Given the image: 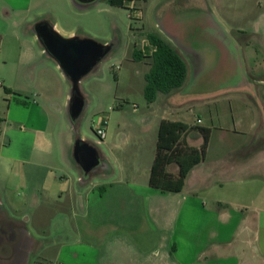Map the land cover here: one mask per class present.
I'll return each instance as SVG.
<instances>
[{
    "label": "crops",
    "instance_id": "crops-1",
    "mask_svg": "<svg viewBox=\"0 0 264 264\" xmlns=\"http://www.w3.org/2000/svg\"><path fill=\"white\" fill-rule=\"evenodd\" d=\"M141 2L148 8L140 7ZM152 2L136 0L138 10L133 15L130 13V18L147 22V10H152L154 5L157 21L147 32L143 31L146 24L141 28V44H136L130 52L125 51L124 56L135 65H144L146 85L150 56L155 50L148 34L157 33L184 58L188 69L186 80L176 91L159 93L153 103L147 102L144 85L145 115L140 119L143 134L127 132L125 121L129 119L123 115V105L115 106V101L109 102L108 108L113 111L110 112L107 134L105 140L96 143L71 132L74 125L69 113L71 81L59 62L47 52L38 31L41 24H49L63 37H91L108 44L118 36L116 9L122 6L113 5L109 0L89 3L78 0H0V69H12L31 80L29 86L20 90L31 96L30 101H17V105L25 110H16L15 149L7 150L6 143L0 138V264H29L31 253L38 251V247L44 248L32 233L54 220L76 222L74 227L80 240L84 232L87 233L86 227L89 228L85 224L87 221L102 222L105 217L115 221L117 214H122L124 229H114L107 236L113 234L114 241L125 243L118 250L133 248L146 259V264H181L180 256L183 253L188 256L191 251L187 252L183 236L191 237L190 248L192 237L196 236L191 222L199 204L198 193L214 184L215 181L211 180L216 168L206 167L208 147L205 160L189 173L181 192L155 190L150 185V176L161 121L164 118L184 121L210 128L211 133L215 129L223 133L233 131L238 138L260 140L264 137V129L259 127L264 120V104L255 100L260 93L253 80L249 84L244 80L232 85L228 83L237 77L230 64L236 60L235 52L241 47L237 38L231 36L232 31H247L227 26L223 15H218L226 12L228 0ZM259 27L254 34L258 33ZM5 37L18 40L11 67L6 52L3 53ZM135 50H140L144 58L136 60ZM212 82L215 87L201 94L204 96L193 92L194 87L200 91L203 86L213 85ZM214 88L218 91H213ZM230 88L241 91L246 97L239 100L238 113L234 116L224 105L222 108L211 107L219 96L226 99L232 91ZM218 92L222 93L216 95ZM139 106L133 104L135 112ZM112 113L117 120L121 119L116 136L109 131ZM205 113L211 115V123H205ZM230 117L235 121L234 125H230ZM199 119L201 123L197 124ZM3 120L0 116V126ZM201 138L200 133L193 132L187 136V141L198 147ZM77 139L88 141L97 148L100 162L89 172H85L74 158L73 144ZM100 143L107 149H102ZM255 151L258 150L230 149L223 157L246 154V158ZM169 171L177 173L178 166H169ZM156 201L160 202V207L156 208ZM132 207L138 213L136 218L128 214ZM39 219L46 223L38 227ZM136 221L140 222L144 233L142 243L133 239L131 230L135 229ZM243 231L241 237L246 240L242 243L237 244V237L215 247L212 253L223 257L232 249L231 252L240 258L237 264H264V257L256 245L258 239L254 237L256 230L245 228ZM112 242L110 240L109 244Z\"/></svg>",
    "mask_w": 264,
    "mask_h": 264
},
{
    "label": "rangeland",
    "instance_id": "rangeland-1",
    "mask_svg": "<svg viewBox=\"0 0 264 264\" xmlns=\"http://www.w3.org/2000/svg\"><path fill=\"white\" fill-rule=\"evenodd\" d=\"M139 6L148 8L143 2ZM116 12L119 23L118 36L111 40L112 50L93 69L95 71L92 70L79 82L85 106L78 124L73 125L71 131L75 135L79 134L96 143L105 140L96 133V123L102 116H106L109 122L110 112L113 109L110 111L108 104L112 101H115V106L123 105V115L129 119L128 122L125 121L126 131L131 134H143V123L140 119L145 115L144 107L146 106L143 95L145 67L131 63L124 54L128 50L130 52L136 44H141L143 39L141 28H144L145 24L146 29H143L145 32L155 26L156 12L154 5L152 10L150 8L147 10L149 15L147 22L143 19H131L130 11L122 7L117 8ZM218 15H223L224 19L227 20V26L247 30L240 33L232 31L231 36L237 38L235 39L239 41L237 42L238 46L241 47L235 52L236 60L230 64L231 71H235L237 77L228 83L232 85V83H239L244 80L249 84L253 80L260 93L259 98L256 96L255 100L264 104V0H228L226 12ZM219 17L223 19L222 16ZM258 25L260 26L259 31L254 34ZM5 38L6 40L2 44L3 53L6 52L8 64L11 67L14 64L18 40L14 37ZM244 44L248 49L247 53ZM30 84V78L19 76L12 69H0V116L4 119L0 126V138L3 143H6L7 150L13 151L16 147L17 130L14 121L17 117L16 110L19 108L25 110L17 105V101L18 99L30 101L29 97L31 96L20 92L21 89H24L23 87ZM5 87L10 88L11 91H5ZM212 87H215L214 83L203 86L200 91L194 87L193 92L200 93L197 94L198 96H204L201 94H206V90H211ZM215 89L218 88H214L213 91H218ZM229 90L232 91L228 93L229 96L226 99L219 96L211 107L222 108L224 105L234 116L238 113L239 100H244L246 97L235 88ZM219 93L222 92L215 94ZM134 103L140 105L136 112L133 107ZM115 109H120V107ZM203 118L205 123H211L209 113L208 115L203 114ZM118 121L121 122V119L117 120L112 113L109 127L112 136H116L117 132L120 131ZM234 122L230 117V125H234ZM200 123L198 121L197 124ZM259 127L264 129V120L261 124L259 123ZM26 144L29 146L27 141ZM98 145L102 149H107L104 144ZM238 148H242V150L246 148L256 149L258 151L246 158V154L244 156L235 155L231 158L223 157L228 154L230 149ZM206 167L216 168L212 173L211 180L215 182L210 188L203 189L198 193L199 204L194 212L193 222H191L196 236L192 237L191 248L189 245L191 237L183 236L187 252L189 249L192 252L190 251L188 256L183 253L180 256V263L186 264L196 261L194 264H237L240 258L231 252L232 249L223 257H216L212 250L231 240H236L237 237L239 239L237 244L242 243L243 240H246V238L241 237L245 228L256 230L254 236L258 239L256 245L264 257V137L260 140L238 138L233 131L223 133L215 129L210 136ZM153 195L154 193L151 197ZM155 206L156 208L160 207V202L156 201ZM128 214L136 218L138 213L135 207H132ZM39 215L40 213H38V218ZM118 217L119 220H117ZM121 219L122 214H117L115 221L107 220L106 217L102 222L87 221L85 224L89 228L86 227L87 233L84 232V236L80 240L74 227L76 222L54 220L45 226L46 222L39 219L37 226L39 227L40 224L44 226L32 234L34 238L40 240L38 244L43 243L44 248L39 249L38 247V251L31 253L29 264H146V259L139 252L131 247L126 250H118L120 247H124L125 243L122 245L120 241H114L113 234L107 236L114 229H124ZM243 219L245 221H242ZM150 225L152 228L151 221ZM131 231L133 239L142 243L144 233L139 221L135 222V229ZM110 240L113 241L112 245L109 244ZM135 247H137L136 244Z\"/></svg>",
    "mask_w": 264,
    "mask_h": 264
},
{
    "label": "trees",
    "instance_id": "trees-1",
    "mask_svg": "<svg viewBox=\"0 0 264 264\" xmlns=\"http://www.w3.org/2000/svg\"><path fill=\"white\" fill-rule=\"evenodd\" d=\"M111 4L125 7L133 15L138 9L131 7L133 0H109ZM155 47L150 56V69L145 79V98L153 103L159 93L169 94L180 89L187 77V64L181 54L167 40L157 33L148 34ZM136 60L144 55L134 51ZM10 92V88L5 87ZM202 135L200 146H192L187 141L191 133ZM211 129L200 125L164 118L159 127L156 154L152 165L150 185L162 193L181 192L189 173L202 163L207 154ZM177 165L178 172L169 171V166Z\"/></svg>",
    "mask_w": 264,
    "mask_h": 264
},
{
    "label": "water",
    "instance_id": "water-1",
    "mask_svg": "<svg viewBox=\"0 0 264 264\" xmlns=\"http://www.w3.org/2000/svg\"><path fill=\"white\" fill-rule=\"evenodd\" d=\"M78 1L89 3L94 0ZM38 36L47 52L59 62L73 85L69 113L75 125L82 116L85 106L79 82L112 50L113 45L91 37H63L49 24L39 26ZM73 152L75 160L85 172L91 171L100 162L97 148L83 139L75 141Z\"/></svg>",
    "mask_w": 264,
    "mask_h": 264
},
{
    "label": "built area",
    "instance_id": "built-area-1",
    "mask_svg": "<svg viewBox=\"0 0 264 264\" xmlns=\"http://www.w3.org/2000/svg\"><path fill=\"white\" fill-rule=\"evenodd\" d=\"M131 7L132 8H135L136 7V0H133V2L131 3ZM198 121L201 122L200 119ZM107 125H108V120H107V117L106 116L100 117V119L96 123V133L98 134V136L101 139H104L106 137V134H107Z\"/></svg>",
    "mask_w": 264,
    "mask_h": 264
}]
</instances>
